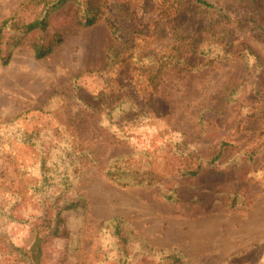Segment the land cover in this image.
Masks as SVG:
<instances>
[{
    "label": "rangeland",
    "instance_id": "374dc122",
    "mask_svg": "<svg viewBox=\"0 0 264 264\" xmlns=\"http://www.w3.org/2000/svg\"><path fill=\"white\" fill-rule=\"evenodd\" d=\"M207 1L216 8L194 0H99L102 17L81 25L70 0L49 13L44 30H31L11 48L8 62H0V194L28 195L37 175L35 148L14 139L21 130L71 125L88 157L70 191L83 204L64 213L63 235L49 237L39 220L16 219L6 225L8 241L28 248L42 236L40 264H97L121 254L130 264H142L172 251L188 264H264V103L254 96L264 83V41L252 29L253 16L236 2ZM20 2L0 0V20ZM89 2L96 5L80 0V7ZM216 10L227 15L232 49L249 47L258 66L229 57L189 70L204 61L191 52L181 69L154 65L150 58L139 62L141 55L154 58L170 47L177 23L181 37L199 36L204 24L217 19ZM56 37L61 41L48 54L34 56L35 42L54 44ZM110 55L125 61L113 70ZM233 86L235 100H227ZM123 99L128 109L117 132L106 113ZM180 140L201 156L221 140L237 146L227 145L217 163L191 175L197 158L172 153ZM237 148L255 153L235 161ZM122 154L140 163L143 173L152 169L138 177L153 183H136L134 176L127 183L111 180L107 166ZM169 192L174 199L166 197ZM16 208L17 216L31 209L23 199ZM112 217L121 220L126 236L119 250L111 247L115 240L105 225Z\"/></svg>",
    "mask_w": 264,
    "mask_h": 264
},
{
    "label": "trees",
    "instance_id": "16d2710c",
    "mask_svg": "<svg viewBox=\"0 0 264 264\" xmlns=\"http://www.w3.org/2000/svg\"><path fill=\"white\" fill-rule=\"evenodd\" d=\"M67 1L70 0H21L14 12L0 20V62L2 64L8 62L11 48L19 44L20 38L24 34L37 28L44 30L47 26V16L49 13ZM73 1L79 8L77 20L79 24L91 25L98 18L102 17L103 9L99 4V0H94L96 5H92L89 2L84 8L80 7V0ZM194 1L207 9L216 8L212 2L207 0ZM233 1L253 16L252 29L255 31V35L264 41V0ZM39 7L41 9L36 13V16L33 19H29L28 13H32ZM175 11L178 12L176 9ZM216 12L217 19L204 24L201 27L199 36L192 34L187 37H181L178 30L179 23H177L172 27V34L175 40L170 47L162 55L154 58L151 55H141L138 57L139 62L150 58L149 61H154V65L162 63L181 69L183 65L187 64V54L191 52L190 56L199 54L203 56L204 61L196 68L189 65V70H196L203 65L215 66L229 57L232 60L238 59L247 65L252 63L258 66V57L249 47L241 50L232 49L233 43L230 41V29H228L230 25L226 20L227 15L220 10H216ZM110 28L113 30L111 24ZM7 33H10L8 41H6ZM60 41L61 38L56 37L54 44L51 42L47 44L35 42L32 45L34 56L36 58L45 56ZM4 45H8L6 50H3ZM113 58L110 55L107 59V65L109 64L113 70L117 69L119 64L125 61V59L115 60ZM158 78L159 75L157 76L154 71V79ZM235 89L236 86H233L232 90L227 93V100H235ZM256 95H258L259 101L264 103V83L255 89L254 96ZM123 104H125L124 99L109 108L106 113L109 125L118 129L117 132L120 127V118H122L128 109ZM93 113L96 114L98 120L102 119L97 109H93ZM70 126L51 127L35 131L21 130L15 135V141L35 148L37 152V162L35 163L37 175L34 182L29 186L30 193L28 195L20 197L18 193H8L7 191L6 195L17 194L14 200L11 201L5 199L6 195L0 194V264H40L42 236H35L34 241L28 248L15 246L12 242L8 241L7 237L6 225L10 221L16 219L20 221L39 220L45 226L49 237H58L63 235L65 230L64 213L70 210H77L83 204H80V200L75 197L74 193L70 194V191L79 176L80 167L88 157V152L79 144L77 136L72 132ZM227 145L230 147L237 146L221 140L217 149L212 151L211 154L201 156L198 154L194 155L197 147H192L188 142L180 140L172 146V153L175 157L183 159L195 156L197 163L193 169H189L188 171V173L194 175L197 174L201 167L217 163L223 157ZM254 153L253 149L245 148L241 150L237 148L232 158L237 161L239 159L238 156L241 155L240 158L251 160ZM141 168L140 163L136 160L129 158L126 154H122L109 162L105 173L111 180L116 182L127 183L134 176L136 183H153V180L147 177H138V175H150L152 173V169H148L147 167L143 173ZM24 170L25 168L21 172ZM154 173H156L155 170ZM175 196L174 192L166 194V197L169 199H174ZM21 199L28 200L31 209L17 216L16 214L20 210L16 206ZM120 221L117 217H112L105 221L111 240H115V242L112 241L110 243L111 247L115 246L116 250L120 249V246H118L119 242L123 245L126 244V236L121 230ZM122 255L124 254H121V257H104L97 264H107V261L111 262L109 264H130L128 261L129 257ZM142 264H188V262L181 254L172 251L171 253H163L161 257L144 259Z\"/></svg>",
    "mask_w": 264,
    "mask_h": 264
}]
</instances>
